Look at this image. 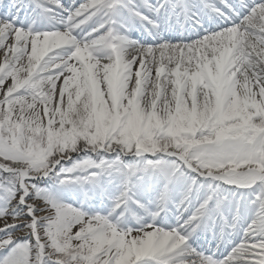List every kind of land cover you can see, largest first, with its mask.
Returning a JSON list of instances; mask_svg holds the SVG:
<instances>
[{
  "label": "snow or ice",
  "instance_id": "1",
  "mask_svg": "<svg viewBox=\"0 0 264 264\" xmlns=\"http://www.w3.org/2000/svg\"><path fill=\"white\" fill-rule=\"evenodd\" d=\"M0 264H264V0H0Z\"/></svg>",
  "mask_w": 264,
  "mask_h": 264
}]
</instances>
